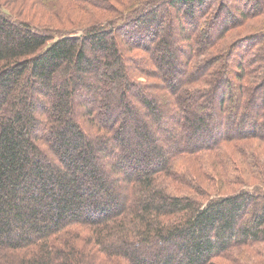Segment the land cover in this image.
I'll use <instances>...</instances> for the list:
<instances>
[{
  "label": "trees",
  "instance_id": "1",
  "mask_svg": "<svg viewBox=\"0 0 264 264\" xmlns=\"http://www.w3.org/2000/svg\"><path fill=\"white\" fill-rule=\"evenodd\" d=\"M47 1L0 0V264H264V0Z\"/></svg>",
  "mask_w": 264,
  "mask_h": 264
},
{
  "label": "rangeland",
  "instance_id": "2",
  "mask_svg": "<svg viewBox=\"0 0 264 264\" xmlns=\"http://www.w3.org/2000/svg\"><path fill=\"white\" fill-rule=\"evenodd\" d=\"M49 1L50 2L54 1L55 4H53L51 6V4L48 3V1H47L44 5L51 10H55L53 12L51 10H47L41 6H39V7L33 6V8L31 9L32 11L29 14H27V13H20V14L24 17H27L29 15L40 16V14H41V15H44L45 20L48 21V20L53 19V18H55L54 20H57L56 19L58 17L57 14H59V13L62 14L64 17V15H66V13H67L69 6H74L76 9L78 8V6L74 5L73 3H70L69 0H49ZM107 1L109 3H112V4L115 3L116 5H118V3L115 0H107ZM121 1H126V0H121ZM103 3H105V0L103 1ZM54 15H56V17ZM170 15L173 16V13H171ZM82 16H84V17H82ZM81 17H82V20H85V21H88L91 18L99 19V17H97V16H92L91 14L87 15L84 13H80V17H78V18H81ZM59 23H61L60 20H59ZM65 23H66L65 25L63 24L62 26L60 25L58 27L63 28L64 26H71V25L75 24L74 22H71V24L69 22H65ZM254 23H255V20H250V23H248V25H243L239 28L232 30L228 36L229 42L232 43L238 37H239L238 39L243 38L251 29H253L251 27L253 26ZM261 29H263V28H259V30H260L259 32H261ZM155 52H156V50H155ZM155 54H157V53H155ZM239 121L241 122L242 119H240ZM251 144L253 146L255 145L254 149L252 150V153L254 154V158L259 156V154H262V155H260V157H263L264 156V142L261 139H255L254 142H252ZM263 160H264V157H263ZM237 165H239V164L237 163Z\"/></svg>",
  "mask_w": 264,
  "mask_h": 264
}]
</instances>
